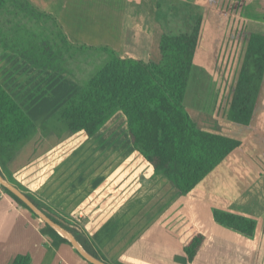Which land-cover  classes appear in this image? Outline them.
I'll return each mask as SVG.
<instances>
[{"label":"crops","instance_id":"crops-1","mask_svg":"<svg viewBox=\"0 0 264 264\" xmlns=\"http://www.w3.org/2000/svg\"><path fill=\"white\" fill-rule=\"evenodd\" d=\"M29 1L52 15L72 44L105 45L122 57L145 62L159 59L160 36L167 33L166 17L172 16L169 9L161 10L160 6V2L170 0ZM174 1L189 3L202 14L203 10L213 11L216 16L224 7L239 15L246 35L264 34V0ZM159 13L161 17L164 14V22ZM202 14L197 17L203 18ZM7 18L10 16L0 14V26H7ZM22 22L35 32L43 31L50 44L58 43L50 20L35 23L23 18ZM236 30L230 29L231 40L240 33V28ZM63 58L70 66L78 59L67 52ZM70 76L35 68L0 45V84L32 121L30 113L43 114L52 104L45 101L51 96L45 95L48 81ZM116 117H122L126 125L125 117L117 112L102 128L110 126ZM221 122L216 128L203 127L235 137L243 145L185 195L169 177L153 171L132 147L128 134L127 154H122L123 143L103 153V139L99 137L102 128L87 137L84 132L70 131L60 136L52 131L42 135L36 127L35 136L5 167L10 177L39 201L73 220L110 264H264V90L257 97L250 126ZM105 142L104 146H113L117 140ZM212 208L253 218L254 236L249 238L216 224ZM186 223L206 238L190 263L179 239ZM17 254H28L30 264H91L73 245L46 241L39 222L0 187V264H11Z\"/></svg>","mask_w":264,"mask_h":264},{"label":"trees","instance_id":"trees-1","mask_svg":"<svg viewBox=\"0 0 264 264\" xmlns=\"http://www.w3.org/2000/svg\"><path fill=\"white\" fill-rule=\"evenodd\" d=\"M0 14L10 16L5 19L7 26H0L1 47L17 53L31 66L76 76L82 64L91 65L88 75L79 80L80 88L42 124V135L52 131L60 136L70 131L84 132L87 137H92L120 112L125 117L132 147L152 166L155 173L169 177L183 195L195 188L233 150L243 145L235 137L198 127L183 103L201 41V16L195 19L187 32L162 33L158 44L159 59L145 62L122 57L105 45L72 44L54 17L37 9L29 0H0ZM23 18L35 23L50 20L55 26L58 43L50 44L43 31H33L32 27L22 22ZM240 31H246L243 22ZM243 37L240 64L224 118L233 124L248 127L264 76V34L244 33ZM64 52L69 53L70 57L72 54L80 57L70 66L65 64ZM103 53L108 58L94 71L93 62L98 58L94 56ZM36 131L35 123L0 84V174L52 221L72 233L89 254L110 264L73 220L39 201L6 171V163ZM0 187L39 222V231L46 241L58 240L72 245L11 191L2 185ZM212 218L216 224L243 236H254L256 221L253 218L219 208H212ZM179 239L189 263L206 241L205 236L190 223H186L179 232ZM30 263L28 254H17L11 262Z\"/></svg>","mask_w":264,"mask_h":264},{"label":"rangeland","instance_id":"rangeland-1","mask_svg":"<svg viewBox=\"0 0 264 264\" xmlns=\"http://www.w3.org/2000/svg\"><path fill=\"white\" fill-rule=\"evenodd\" d=\"M189 5V3L185 2L178 4L174 0L165 2V4L164 2H160L161 10L166 8L173 13H171L172 16L166 17L168 24L165 25L164 30L167 33L187 32L191 30L197 16L202 14V10L200 11L199 8H191ZM211 9L208 10L211 11ZM176 10H180L179 13H175ZM203 12L205 13L202 14L203 40L200 42L194 59L183 103L197 126L204 129L203 126L216 128L217 124L222 123L221 121H226L224 119V112L240 64V54L244 45V32L242 33L240 31V33H236V36L232 40L228 37L230 29H234L235 27L237 32L241 26L239 24V15L236 12H229L224 7L220 8L218 16L213 11L208 13L207 10H203ZM159 17L162 18L161 20L163 22L166 20H164V14H162V17L160 14ZM94 57H98L93 62V70L95 71L104 64L108 56L103 53L95 55ZM81 66L79 67L80 72L76 76L59 77L57 82L52 80L48 81L47 86H45V89H47L45 95L51 94V96L45 98V101L52 104L46 106V111L43 114L31 115L30 113L38 129L74 93V90L81 86L79 80L85 77L91 70V65L82 64ZM46 80L47 78H45ZM50 83L52 85L48 87ZM99 137L103 139V153H110L116 147V143H123V146H121L125 148L122 153L123 155L128 153L126 150L128 147L126 125L122 117L114 118V122L110 126L102 128ZM115 139L117 142L113 146L112 144L104 146L105 141L111 143Z\"/></svg>","mask_w":264,"mask_h":264},{"label":"water","instance_id":"water-1","mask_svg":"<svg viewBox=\"0 0 264 264\" xmlns=\"http://www.w3.org/2000/svg\"><path fill=\"white\" fill-rule=\"evenodd\" d=\"M264 90V76L262 77V81L258 90V96L260 97L263 94ZM0 185L7 188L11 191L16 197H18L23 203H25L41 220L47 223L50 227L56 230L61 236L66 238L75 248V250L83 257L86 261L91 264H107L91 254H89L75 239V237L70 233L68 230L64 229L59 224L52 221L40 208H38L33 202L16 186L11 184L7 181L1 174H0Z\"/></svg>","mask_w":264,"mask_h":264}]
</instances>
